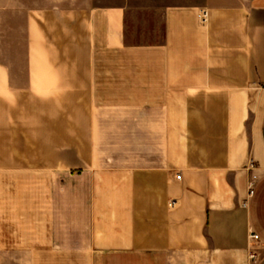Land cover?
<instances>
[{
  "label": "crops",
  "instance_id": "1",
  "mask_svg": "<svg viewBox=\"0 0 264 264\" xmlns=\"http://www.w3.org/2000/svg\"><path fill=\"white\" fill-rule=\"evenodd\" d=\"M15 13L0 264H264V0Z\"/></svg>",
  "mask_w": 264,
  "mask_h": 264
},
{
  "label": "rangeland",
  "instance_id": "2",
  "mask_svg": "<svg viewBox=\"0 0 264 264\" xmlns=\"http://www.w3.org/2000/svg\"><path fill=\"white\" fill-rule=\"evenodd\" d=\"M63 0H0V41L5 38L7 41L14 44V22H15V11L20 8L27 7L28 9L36 7H46L51 6L54 2H61ZM76 1H85V0H76ZM122 0H92L96 3H117ZM10 37V38H9ZM11 43V44H12ZM14 53V49L11 50ZM15 56V55H14ZM13 56V57H14Z\"/></svg>",
  "mask_w": 264,
  "mask_h": 264
},
{
  "label": "built area",
  "instance_id": "3",
  "mask_svg": "<svg viewBox=\"0 0 264 264\" xmlns=\"http://www.w3.org/2000/svg\"><path fill=\"white\" fill-rule=\"evenodd\" d=\"M200 17H201V20H202V21H206V19H207V12H206V11H203V12L201 13V16H200ZM180 178H181V174H179V175L177 176V179H180ZM254 179H255V177H254ZM254 193H255V190H254V183L251 182V185H250V192H249V194H250V196H253ZM252 237H253L254 239H258V238H259V236H258L257 234H253ZM251 257H252V258H255V257H256V254H255V253L251 254Z\"/></svg>",
  "mask_w": 264,
  "mask_h": 264
}]
</instances>
